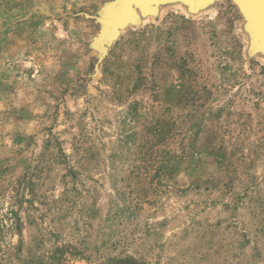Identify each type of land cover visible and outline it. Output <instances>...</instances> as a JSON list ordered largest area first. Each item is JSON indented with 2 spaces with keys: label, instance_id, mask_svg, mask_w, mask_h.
<instances>
[{
  "label": "rangeland",
  "instance_id": "obj_1",
  "mask_svg": "<svg viewBox=\"0 0 264 264\" xmlns=\"http://www.w3.org/2000/svg\"><path fill=\"white\" fill-rule=\"evenodd\" d=\"M116 2L0 0V264H264L252 23Z\"/></svg>",
  "mask_w": 264,
  "mask_h": 264
},
{
  "label": "water",
  "instance_id": "obj_2",
  "mask_svg": "<svg viewBox=\"0 0 264 264\" xmlns=\"http://www.w3.org/2000/svg\"><path fill=\"white\" fill-rule=\"evenodd\" d=\"M159 0H117L106 8L108 15L107 25H111L112 30L107 31L106 35L110 36L116 31L123 21L133 18V5H139L143 9L149 10L152 5ZM193 5L201 4L208 0H187ZM240 6L245 16L252 23L255 31V41L264 46V0H235ZM110 27V26H109Z\"/></svg>",
  "mask_w": 264,
  "mask_h": 264
}]
</instances>
